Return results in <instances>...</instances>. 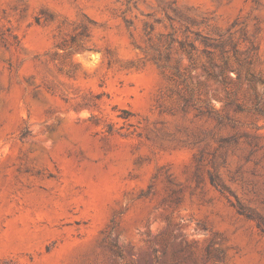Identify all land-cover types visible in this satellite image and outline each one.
<instances>
[{
  "label": "rangeland",
  "instance_id": "374dc122",
  "mask_svg": "<svg viewBox=\"0 0 264 264\" xmlns=\"http://www.w3.org/2000/svg\"><path fill=\"white\" fill-rule=\"evenodd\" d=\"M0 264H264V0H0Z\"/></svg>",
  "mask_w": 264,
  "mask_h": 264
}]
</instances>
